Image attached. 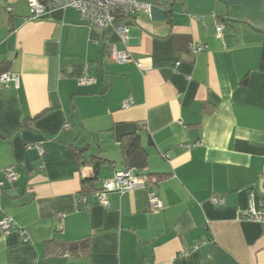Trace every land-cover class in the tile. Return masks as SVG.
Wrapping results in <instances>:
<instances>
[{
  "label": "crops",
  "instance_id": "1",
  "mask_svg": "<svg viewBox=\"0 0 264 264\" xmlns=\"http://www.w3.org/2000/svg\"><path fill=\"white\" fill-rule=\"evenodd\" d=\"M139 2L128 48L145 70L115 63L117 32L74 9L31 19L27 0H0V62L19 76L0 90V181L18 173L0 194V221L15 222L0 264H264V223L246 218L264 194V0ZM121 124L137 126L146 173L166 176L104 207L82 193L95 174L75 151L107 160L100 190L125 169Z\"/></svg>",
  "mask_w": 264,
  "mask_h": 264
},
{
  "label": "built area",
  "instance_id": "2",
  "mask_svg": "<svg viewBox=\"0 0 264 264\" xmlns=\"http://www.w3.org/2000/svg\"><path fill=\"white\" fill-rule=\"evenodd\" d=\"M30 18L36 19L48 11L55 9H74L81 14V17L89 23V25L100 29H114L123 44L122 48L114 45L110 51L111 59L117 64H135L139 69L145 70L143 63L136 59L128 48V40L130 29L126 25V18L134 15L141 8H148L142 5L139 0H27ZM10 10V8H8ZM122 18V20H120ZM217 38L224 41V23L217 20L215 22ZM202 45H190V51L193 53L203 52ZM96 79L93 77H85L80 81L81 86L94 84ZM12 86L19 87V76L13 73H4L0 75V90H10ZM133 104L132 99H128L123 103V108H128ZM68 125H66L67 127ZM32 145H28V149H32ZM44 150L41 149V154ZM18 179L16 166H10L4 171V180L0 181V194L7 184H13ZM144 179L137 176L135 169H124L117 171L110 178L103 181L102 188L94 193V200L104 206H110L109 194L115 192H125L137 188H145ZM264 193V186H263ZM86 202V199H83ZM149 202L152 210H158L163 207V201L156 194L149 196ZM214 204H224V199H213ZM62 216V215H61ZM248 220L264 223V194L263 203L260 208L257 207L254 195H251L250 209L246 215ZM15 222L10 218H4L0 221V228L3 232H9L14 228ZM28 241V239H26ZM188 255V252H185ZM68 257L72 256L71 252H67Z\"/></svg>",
  "mask_w": 264,
  "mask_h": 264
},
{
  "label": "trees",
  "instance_id": "3",
  "mask_svg": "<svg viewBox=\"0 0 264 264\" xmlns=\"http://www.w3.org/2000/svg\"><path fill=\"white\" fill-rule=\"evenodd\" d=\"M127 19L128 18H126V20ZM120 20H122V18H120ZM6 64L7 62H0V75L9 72L8 67H5ZM28 121L29 120H26L25 123ZM120 148L123 156L124 168L135 169L137 176L146 180V182H149L152 179L162 180L166 176L163 174L152 176L151 174L146 173V169L148 167V154L141 144V135L138 132L133 135L124 137L120 142ZM87 150V148H81L75 151V154L81 164L92 166L95 174L93 177L85 179L82 182V193L85 196L99 191L94 188V181L98 178V173L101 167L104 166L107 162V160L93 155L85 156ZM80 249L85 250V246L82 245Z\"/></svg>",
  "mask_w": 264,
  "mask_h": 264
},
{
  "label": "water",
  "instance_id": "4",
  "mask_svg": "<svg viewBox=\"0 0 264 264\" xmlns=\"http://www.w3.org/2000/svg\"><path fill=\"white\" fill-rule=\"evenodd\" d=\"M129 26V23H126ZM138 129L135 124H121L115 127L116 140L121 142L124 137L137 133Z\"/></svg>",
  "mask_w": 264,
  "mask_h": 264
},
{
  "label": "bare ground",
  "instance_id": "5",
  "mask_svg": "<svg viewBox=\"0 0 264 264\" xmlns=\"http://www.w3.org/2000/svg\"><path fill=\"white\" fill-rule=\"evenodd\" d=\"M6 73H10V72H6Z\"/></svg>",
  "mask_w": 264,
  "mask_h": 264
}]
</instances>
